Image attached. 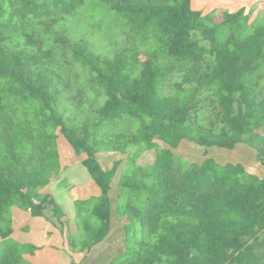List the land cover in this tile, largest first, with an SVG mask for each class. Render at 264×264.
<instances>
[{
    "label": "trees",
    "instance_id": "16d2710c",
    "mask_svg": "<svg viewBox=\"0 0 264 264\" xmlns=\"http://www.w3.org/2000/svg\"><path fill=\"white\" fill-rule=\"evenodd\" d=\"M85 6L112 14L130 44L95 49L55 28ZM56 53L101 92L98 109L62 103ZM123 122L129 131L103 130ZM59 137L86 156L101 192L74 202L71 251L88 254L109 235L117 182L127 249L110 264H264V177L207 153L185 168L176 155L186 144L247 145L264 167V21L204 15L192 0H0V264H31L24 255L37 250L11 239L13 207L68 225L42 192L61 175ZM137 147L155 150L154 162L134 156L120 172V160L99 161Z\"/></svg>",
    "mask_w": 264,
    "mask_h": 264
},
{
    "label": "rangeland",
    "instance_id": "374dc122",
    "mask_svg": "<svg viewBox=\"0 0 264 264\" xmlns=\"http://www.w3.org/2000/svg\"><path fill=\"white\" fill-rule=\"evenodd\" d=\"M192 7L204 15H219L224 12L244 10L245 13L250 16L251 24L264 21V0H192ZM55 28L65 33L73 40L89 43L95 49L109 48L111 51H114L120 50L130 44V40H127L124 29L114 19L113 15L107 14L103 10L94 9L92 6H85L78 14L72 17H65ZM55 60L58 66H61L60 72L65 77V81L63 82L64 86H58V89L61 91L62 103L66 101L76 103L79 100L83 103L89 102L92 104L93 110L98 109L103 103L101 92L93 89L92 85L86 81L85 75L82 73L81 69H77L70 59L67 57L64 58L57 53ZM68 112L72 114V111ZM131 127V123L123 122L105 125L103 126V130L109 134H119L129 131ZM159 146L162 148L165 147L163 144H159ZM243 147L245 149L240 147V149L228 151L218 148L206 149L204 147L186 144L180 151L176 152V155L180 158L181 164L185 168L192 163L202 162L207 153L222 165L226 163H241L250 174H264V167L257 162L256 156L251 153L254 152V150L247 145ZM58 148L62 157H65L66 153L69 154L71 150L66 141L61 137L58 139ZM101 153L104 164L111 165L110 159L120 160V172L126 169L128 159L131 157L138 156V164H151L156 158L155 150L143 152L140 147L131 148L128 155H121L112 151H103ZM115 202L116 203L113 205L112 224L114 229H117L118 223L120 222L117 211L119 205L118 199ZM76 230L78 231L77 223ZM119 237L116 231L110 239L116 242ZM126 249L127 238L125 236V253ZM124 255L116 256L113 262L121 259Z\"/></svg>",
    "mask_w": 264,
    "mask_h": 264
},
{
    "label": "crops",
    "instance_id": "0c3cea01",
    "mask_svg": "<svg viewBox=\"0 0 264 264\" xmlns=\"http://www.w3.org/2000/svg\"><path fill=\"white\" fill-rule=\"evenodd\" d=\"M243 146L240 145L236 149L244 148ZM70 149V153H66L65 157L60 154L62 165L60 177L42 191L44 194L52 195L63 208L66 214L67 227L62 231L44 218L34 217L28 211L13 207L11 239L20 244L37 248L33 254L27 253L24 255L25 260L31 264H110L116 256H122L125 253L124 237L126 235L124 225L119 220L118 228L114 229L112 224L113 205L116 203L115 201H117L121 190L117 182L114 183L110 193L112 208L110 233L105 240L94 246L88 254H84L79 250L71 251L67 236L68 234L76 235L77 233L74 202L98 197L101 192L83 166L86 156H76L71 147ZM251 153L256 156L255 152ZM102 159L103 156L100 153L99 161L102 165L104 167L111 166L104 164ZM258 176L264 177V174ZM116 231L121 238L119 237L118 241L114 242L110 237ZM1 242L2 239L0 238V244Z\"/></svg>",
    "mask_w": 264,
    "mask_h": 264
}]
</instances>
